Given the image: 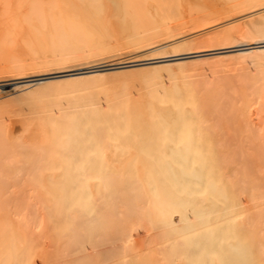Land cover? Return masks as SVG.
Listing matches in <instances>:
<instances>
[{
    "label": "bare ground",
    "instance_id": "1",
    "mask_svg": "<svg viewBox=\"0 0 264 264\" xmlns=\"http://www.w3.org/2000/svg\"><path fill=\"white\" fill-rule=\"evenodd\" d=\"M261 43L264 0H0V264H264ZM148 46L241 49L32 79Z\"/></svg>",
    "mask_w": 264,
    "mask_h": 264
},
{
    "label": "rangeland",
    "instance_id": "2",
    "mask_svg": "<svg viewBox=\"0 0 264 264\" xmlns=\"http://www.w3.org/2000/svg\"><path fill=\"white\" fill-rule=\"evenodd\" d=\"M184 30V29H183ZM182 38V36H173L172 34L168 35L165 38L164 41L166 42H173L175 40H178ZM163 39L155 40L162 41ZM257 46L250 45L245 47L244 49H251L255 47H264V43L256 44ZM152 47V46H150ZM145 47L141 50H132V49H122L121 51L114 53L112 57H108L104 62H97L95 64L89 65V66H82L77 67L75 69H72L74 71H71L69 73H58L55 75H47V76H41V77H34L33 80L36 79H44V80H62L72 77V74L74 73H89L91 70L96 71L97 69L107 68L104 66L112 65L116 63H124L128 61H134L133 64L138 65V67L143 66H151V65H167V64H177V63H183V62H190L197 60L202 57L207 56H220V55H228L232 52H235L237 50H240L241 47H235V48H219L220 50H211L210 52H202L206 49H199V48H193L188 49L187 47L180 46L178 48L171 47L167 48L165 50L155 51L144 55H139L137 58H131L135 54H139L143 52L145 49L150 48ZM77 69V70H76ZM234 69V68H232ZM228 72H231L227 70ZM206 76H209L212 78V72L205 71V68H202L201 65H190L185 68V72L181 75L180 82L182 83V86L191 93L190 97L186 98L189 99L188 102H192L194 106H200L202 103V97L200 93L194 92L193 84L194 80L197 79H204ZM30 79V80H32ZM27 79H15V80H7V81H0V91L3 92H12L13 90L17 89V87L23 85V83L26 82ZM195 85V84H194ZM185 100V101H186Z\"/></svg>",
    "mask_w": 264,
    "mask_h": 264
}]
</instances>
